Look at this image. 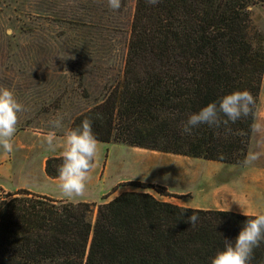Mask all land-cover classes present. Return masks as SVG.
Masks as SVG:
<instances>
[{
  "label": "trees",
  "instance_id": "16d2710c",
  "mask_svg": "<svg viewBox=\"0 0 264 264\" xmlns=\"http://www.w3.org/2000/svg\"><path fill=\"white\" fill-rule=\"evenodd\" d=\"M259 4L121 0L113 10L108 0H9L11 14L0 9V88L18 102L33 100L46 117L66 116V134L88 119L100 144L244 166L264 80V33L251 18ZM236 90L255 99L248 117L183 131L192 113ZM62 163L47 158L46 177L57 180ZM92 207L27 190L7 194L0 264H211L249 219L145 192L99 205L94 219ZM250 264H264V242Z\"/></svg>",
  "mask_w": 264,
  "mask_h": 264
},
{
  "label": "rangeland",
  "instance_id": "374dc122",
  "mask_svg": "<svg viewBox=\"0 0 264 264\" xmlns=\"http://www.w3.org/2000/svg\"><path fill=\"white\" fill-rule=\"evenodd\" d=\"M9 0H0V9L6 12L4 4ZM253 25L264 33V4L251 8ZM7 31V34H11ZM25 110L18 113L17 131L13 137L12 162L6 160L8 152L0 147V200L7 194L27 190L32 194L43 196L44 191L51 196H59L58 201L76 204L84 201L93 205L92 219L97 207L113 200L126 192H145L158 200H165L179 205L194 206L203 210L234 209L233 202V166L212 163L182 156L130 148L124 145L98 143V156L83 196L65 197L58 185L47 182L43 160L52 155H62L66 138L64 122L66 116L61 114L46 117L40 106L34 101H20ZM61 119L62 127L54 128L52 122ZM264 120V80L258 98L255 121ZM55 132L56 149L48 147L45 137ZM9 163V164H8ZM9 167V168H8ZM10 173V179H3ZM136 185L147 186L142 190ZM140 187V186H139ZM161 187L169 197L155 192ZM240 189V186H237ZM46 197V196H45ZM52 199V198H51ZM55 200V199H54ZM238 202V201H237ZM79 203V202H78ZM249 202L244 205L247 207Z\"/></svg>",
  "mask_w": 264,
  "mask_h": 264
},
{
  "label": "clouds",
  "instance_id": "9594fccd",
  "mask_svg": "<svg viewBox=\"0 0 264 264\" xmlns=\"http://www.w3.org/2000/svg\"><path fill=\"white\" fill-rule=\"evenodd\" d=\"M161 0H147L149 5H157ZM108 5L113 10L121 8V0H108ZM255 105V99L248 90H236L223 96L220 101L211 102L192 113L183 131L191 134L193 129L207 124L212 127L227 125L229 121L248 117ZM25 110L24 106L17 101L13 90L0 88V147L5 152L13 151V137L17 131L18 113ZM226 117V119H222ZM54 128H61V119L52 122ZM259 125H254L253 130L259 131ZM55 132H50L45 141L52 150L56 149ZM98 140L92 130V122L88 119L81 125L66 134L63 145V163L59 166L58 187L65 197L83 196L86 191L87 181L94 168V162L98 156ZM259 153L249 152L245 157L244 164H251L258 159ZM238 203V202H237ZM241 206V205H240ZM242 214L249 217L244 223L237 238L233 241L225 239L223 250L217 251L211 258V264H250L253 259L254 249L264 242V213L250 214L242 206ZM199 220L197 214L187 217V222L195 226Z\"/></svg>",
  "mask_w": 264,
  "mask_h": 264
},
{
  "label": "crops",
  "instance_id": "0c3cea01",
  "mask_svg": "<svg viewBox=\"0 0 264 264\" xmlns=\"http://www.w3.org/2000/svg\"><path fill=\"white\" fill-rule=\"evenodd\" d=\"M254 125H259V131H254L252 133V138L250 141V145L248 148L249 152H255L259 153L258 159L253 161L251 164H244V166H233L234 169V175H233V208L234 209H227V210H220V211H227V212H233L236 214H242V208L249 212L250 214H256V213H264V120L262 121H255ZM247 153V155H248ZM62 156V155H60ZM12 154H8L6 157V160L11 163L12 162ZM50 157H58V155H52ZM46 157L43 160V168L45 167V162L47 160ZM8 163V164H9ZM9 168V167H8ZM11 175L10 173H6L3 177V179H10ZM47 182H51L55 185H59L60 181L57 180H51L47 177ZM240 186V189L237 187ZM41 195L52 198V199H58L59 196H51L50 194L42 191L40 192ZM164 202H168L165 200H161ZM238 201V203H237ZM78 202H84V201H75V203ZM246 202H249L247 207L244 205ZM171 203V202H169ZM177 206L185 207V208H191V209H199L194 206L189 205H179L172 203ZM241 205V206H240Z\"/></svg>",
  "mask_w": 264,
  "mask_h": 264
}]
</instances>
